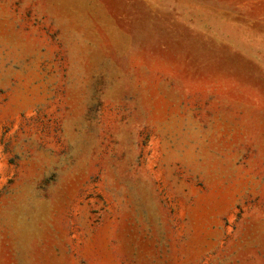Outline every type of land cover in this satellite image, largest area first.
Masks as SVG:
<instances>
[{"label":"rangeland","instance_id":"1","mask_svg":"<svg viewBox=\"0 0 264 264\" xmlns=\"http://www.w3.org/2000/svg\"><path fill=\"white\" fill-rule=\"evenodd\" d=\"M0 264H264V0H0Z\"/></svg>","mask_w":264,"mask_h":264}]
</instances>
